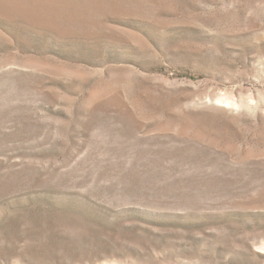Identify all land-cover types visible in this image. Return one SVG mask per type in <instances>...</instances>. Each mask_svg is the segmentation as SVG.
Masks as SVG:
<instances>
[{"label": "rangeland", "instance_id": "374dc122", "mask_svg": "<svg viewBox=\"0 0 264 264\" xmlns=\"http://www.w3.org/2000/svg\"><path fill=\"white\" fill-rule=\"evenodd\" d=\"M0 264H264V0H0Z\"/></svg>", "mask_w": 264, "mask_h": 264}]
</instances>
